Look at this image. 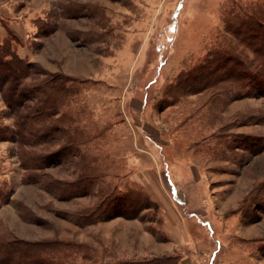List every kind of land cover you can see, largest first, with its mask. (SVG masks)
<instances>
[{
  "label": "rangeland",
  "instance_id": "1",
  "mask_svg": "<svg viewBox=\"0 0 264 264\" xmlns=\"http://www.w3.org/2000/svg\"><path fill=\"white\" fill-rule=\"evenodd\" d=\"M234 2L264 7V0H0V43L55 79L75 80L62 111L91 137L83 148L89 164L70 149L59 157L63 141L51 132L54 141L30 150L40 160L28 169L0 92L2 243H31L52 264L168 255L188 256L187 264H264V90L233 83V75L222 81L225 71L212 88L198 83L215 59H244L255 71L254 51L225 23L244 28ZM83 167L98 181H81ZM124 195L141 199L116 209ZM172 236L184 240L180 251Z\"/></svg>",
  "mask_w": 264,
  "mask_h": 264
},
{
  "label": "trees",
  "instance_id": "2",
  "mask_svg": "<svg viewBox=\"0 0 264 264\" xmlns=\"http://www.w3.org/2000/svg\"><path fill=\"white\" fill-rule=\"evenodd\" d=\"M236 6L237 10L233 11L234 19L241 21L244 28L231 29V25H229L231 22L227 20L225 23L229 32L241 37V40L254 51L258 60L255 71L251 70L247 60L244 59L237 60L233 57L224 58L223 61L215 59L207 64L208 67L201 68L202 75L199 76L198 83L203 88H212L219 83V74L225 71L226 77L222 81H229L233 78L231 82L240 85L244 83L247 85L246 81H249L255 83V90H264V7L259 3L244 7L238 4ZM217 66L218 68H216ZM40 77L44 79H40ZM74 81L71 77L62 75H58L55 79L43 68L21 58L17 52L11 50L7 43H0V92L15 117V129L9 134L20 146L21 153H23L22 161L28 169L34 168L33 164H36L34 161L36 158L40 160V157L32 156L30 150L43 143L54 141V137H50L51 132L61 137L60 139L63 141L62 148L58 153L59 157H62L63 153L70 149L74 153L72 157L79 158L82 164L83 162L90 163L83 148L85 149L91 143V137L85 135L83 128L74 127V114L70 115L62 111L63 107L70 108L71 100L69 99L77 92L73 86ZM65 99L68 101L65 102ZM42 160L44 161L46 158H42ZM90 177L94 182H97L100 176L93 174L92 168L88 167L84 170L83 167L80 173L81 181ZM41 178L44 179L43 176ZM32 181L29 176L27 182L34 183ZM44 181L47 189L54 184L52 181L48 182L45 179ZM49 190L52 191L51 188ZM140 199V195L136 197L124 195L118 201L116 200L117 204L113 203V205L117 209L123 205L136 203ZM113 205L110 204L107 211ZM14 241L8 240L5 243L0 241V264L53 263V258L44 250L32 248L31 243L22 241L17 242L19 245L16 246ZM47 258L51 261L48 262ZM34 259L36 262H33ZM180 259L178 256L168 255L151 260H131L115 264H179Z\"/></svg>",
  "mask_w": 264,
  "mask_h": 264
},
{
  "label": "crops",
  "instance_id": "3",
  "mask_svg": "<svg viewBox=\"0 0 264 264\" xmlns=\"http://www.w3.org/2000/svg\"><path fill=\"white\" fill-rule=\"evenodd\" d=\"M18 55L20 57H22L21 54H20V51H19ZM172 239H174V241H173V243H170V245H174L175 248H176V250L180 251L182 249V247L185 245L184 240L183 239L176 238V237H173V236H172ZM165 245L167 246L169 244H165ZM176 250H173V251L172 250H169V253H167V254H177ZM191 256H193V255H191ZM187 259H188V256H185V257L184 256H181V259H180L179 264H187L185 262ZM209 264H213V263L210 262Z\"/></svg>",
  "mask_w": 264,
  "mask_h": 264
}]
</instances>
